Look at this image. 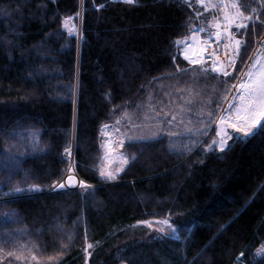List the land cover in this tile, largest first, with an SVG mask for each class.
Listing matches in <instances>:
<instances>
[{
    "label": "trees",
    "instance_id": "1",
    "mask_svg": "<svg viewBox=\"0 0 264 264\" xmlns=\"http://www.w3.org/2000/svg\"><path fill=\"white\" fill-rule=\"evenodd\" d=\"M237 2L253 20L222 77L181 56L186 36L213 26L197 0H0V264H264V135L207 150L212 124L198 123L222 108L220 81L235 83L264 38V7ZM77 13L79 36L65 28ZM113 137L128 163L107 180ZM69 146L92 188L53 189ZM7 175L26 190L11 191Z\"/></svg>",
    "mask_w": 264,
    "mask_h": 264
},
{
    "label": "snow or ice",
    "instance_id": "2",
    "mask_svg": "<svg viewBox=\"0 0 264 264\" xmlns=\"http://www.w3.org/2000/svg\"><path fill=\"white\" fill-rule=\"evenodd\" d=\"M112 3H122L124 5L129 6H140V0H111ZM184 3L188 4L190 7L192 6L190 3V0H183ZM198 3L202 4L205 7V10L219 7V5L213 4L211 0H209L208 3H205V0H197ZM261 7H264V0H258ZM81 3L83 4V0H81ZM104 4H100L99 8H103ZM225 8L229 7V5H224ZM231 8L235 9L234 13L229 14L227 11L224 12L223 15V23H224V32H220V24L217 23L215 25L217 31L215 33H209L208 34V40L211 41L213 37H215V42L220 46L221 49H227L229 47L232 48V53L229 55L227 52H224V56L226 57L225 60H221L220 56L217 55V53L213 50H210V46L208 45V42L205 41L204 46L199 49L200 55L193 60V58L187 53H184V58L189 61V63H201L208 64V67H202L201 72L202 74H209L211 72L218 73L222 77H228L230 73V69L235 68V63L237 58L240 56V48L242 45H244V39L243 37L247 35V30L249 28L248 23L245 21H252L253 17L251 15H245V11L247 8V5L243 3H238L237 0H233V2L230 5ZM255 11V10H253ZM77 15H80V13H77ZM256 19L260 21L261 26H264V20H260V16L257 15ZM72 20V17H69L65 21V27H69V22ZM235 27L236 29L244 30L242 32H239L238 34L241 36V39H237L236 35L232 33L231 28ZM255 29V22H253V30ZM76 28L73 25L71 28H69V32H75ZM191 31V30H190ZM195 34L191 36H186L183 41V49H187L189 47L188 41L194 40ZM223 39L226 41L224 44H220V40ZM177 48L181 47V41L177 40L174 42ZM245 51H247V47H245ZM205 52H207V59H205ZM248 59H251V57H248ZM264 60V50H262V55L259 59L255 60V62L250 66V70L248 72L241 71L240 75L246 76L247 79L239 82L238 85V92L236 96L232 97L233 103H228L227 108H220L218 106V112L214 115L212 111H209L207 113L208 120H200L198 123L202 124H213L217 121L220 125H227V127H231L235 129L237 133L243 132V136H237L234 137L232 135H229L225 128H221L219 132L216 133L217 136L220 137L219 141L212 139L210 144H208V150H214L213 146H216L219 151L223 152L225 148L229 147L228 141L234 139V143H241L246 142L247 139H250L256 135H264V125L261 124V121L264 120V63L261 61ZM259 65V67H257ZM246 67H248L246 65ZM176 69L178 72L186 71V69H181L179 65L176 66ZM235 79V78H233ZM221 84L225 85L223 95L225 98H227L230 93L231 89L237 88V84L232 83L229 84L227 80L220 81ZM236 101H239V103H236ZM235 105V106H234ZM229 109L231 111H229ZM162 111V110H161ZM181 111H185L183 108ZM222 113V114H221ZM159 115V114H157ZM177 119V114H173L171 116V120L175 121ZM168 122L167 121V114H165L164 119L160 122H158V128L162 129L163 123ZM181 123H183V118L180 120ZM119 123V121H117ZM191 123V121H189ZM259 125V127H257ZM105 127H108V125H105ZM255 129V131H253ZM188 131L191 132L193 135H206L207 132L204 128H197L193 130L192 128H188ZM168 135H175L176 133H173L171 130L167 132ZM155 135V134H154ZM188 151H191L189 148ZM65 153L67 156H71V148L66 147ZM123 164H127L128 160L121 157ZM132 159L135 160L136 157L132 156ZM123 171V168H119L116 170V172ZM100 176L104 177L107 180H114L116 179V174L112 171H100ZM12 175H7L5 180L8 183V185L11 188V191L15 193H21L24 192L26 189L21 188L19 185H15L14 187L11 185V182L13 180ZM68 181L71 182L74 177L69 176ZM80 187L87 190L89 188H92L91 185L80 181ZM53 189L57 187V183H54L52 185ZM59 188H64V183H58ZM29 191L36 190L39 191V186L35 184H31L29 188L27 189ZM7 195V194H6ZM163 224H168V221H162ZM149 227L151 225L149 224ZM171 227V225H169ZM159 231H163V229H159ZM172 231L174 232L175 229L173 228ZM67 244L62 243L61 247L62 249H67L73 239L72 234H67ZM93 247L92 244H88L87 248L91 249ZM8 255H14L13 253H8ZM257 255L258 256H264V245L261 246V248L257 249ZM241 256H243V253H241ZM17 260L21 259V256L16 255L15 257ZM33 260L36 259L35 256L32 257ZM49 259H54V257H50Z\"/></svg>",
    "mask_w": 264,
    "mask_h": 264
},
{
    "label": "rangeland",
    "instance_id": "3",
    "mask_svg": "<svg viewBox=\"0 0 264 264\" xmlns=\"http://www.w3.org/2000/svg\"><path fill=\"white\" fill-rule=\"evenodd\" d=\"M208 2H209V0H205V3H208ZM211 2L213 4L219 5V7H215V8H211V9L205 10V7L202 4L198 3V5L201 8H204V11H207L206 13H214V16L215 17L212 19V23H213L212 25L213 26H212V29L210 31H207V30L202 29L203 32H201V30L199 29L200 34H201V38L198 39V40H195L194 39L196 41V43L194 45H192L191 48L188 51H184L183 48L181 49V56L188 63H189V61L184 58V53L187 52L193 59H194V57H198L200 55L199 49L204 46V43L203 42H205V41H207L208 43L210 42L208 40V34L210 32L211 33H215L217 31V29L215 27V25L217 23L220 24V29H219L220 32L221 33L224 32V23H223V15H224V12L227 11L229 14L235 12V9H233V8L230 7V5L233 2V0H211ZM224 5H229V7L225 8ZM245 22L248 23V21H245ZM73 25L76 28V31L73 32V33H75V34H77L79 36L80 35V19L78 18V20L76 22L70 21L69 22V27H65V28L69 31V28H71ZM234 29H236V28L233 26L231 28V31L234 30ZM236 30H239V32L241 31V29H236ZM214 38L215 37H213V39ZM236 38L239 39L238 38V32H237ZM190 42H187V43H190ZM230 49H231V52H232V48H230ZM262 50H264V38H262L257 43V47H256V50L253 53L252 58L249 59V61L244 65V67L242 68L241 71H243L245 73L248 72L250 70V66L255 62V60H257V59H259L261 57ZM237 60H238V58H237ZM237 60H236V63H237ZM261 62L264 63V60H262ZM236 63H235V67H236ZM189 64H191L193 66H200L201 68L202 67H208L209 66L208 64H203V65L202 64H194V63H189ZM246 65L248 67H246ZM257 67H259V65H257ZM234 70H235V68L234 69H230V73L232 74L234 72ZM241 71L239 72V74L237 76V79L235 81V84H237V88H233L232 89L229 97L226 99V101H225L224 105L222 106V108H225L226 109L228 103H233L232 97L237 95L239 82H242V81H244V80L247 79L246 76L240 75ZM236 103H239V101H236ZM229 111H231V110L229 109ZM202 125L204 126V124H202ZM222 127L226 129V131L228 132L229 135H232V136H234L235 134H242V135H244L243 132L237 133L235 131V129H233L231 127H227V125H220L219 122L217 121L216 123H213L212 124L211 133H210V135H213L212 139H215V140L219 141L220 137L217 136L216 133L219 132ZM257 127H259V125ZM253 131H255V129H253ZM113 138L111 140L107 141V143H106V149H105V154H104L103 170L106 171V172L107 171H112L117 176L120 171L119 172H116V170L119 169V168H121V167L123 168V165L124 164H123L122 159H121V157H123V155L120 153L121 144H120L119 140L116 137H113ZM207 139H208V136L205 139V141ZM212 139H210L209 142L205 145V148L207 150H208V144H210V142H211ZM230 141L231 140L228 141V144H229ZM204 142L199 147H203L204 146ZM213 148H216L217 150H219L216 146H213ZM65 156L69 160V163H70L69 169H68V172H67L66 176L60 182V183H64L65 184V187L61 189L57 185V187L55 189H57V190L83 189V188L80 187V183L79 182L81 180L76 175L75 168H74V150L71 149V156L70 157L67 156L66 153H65ZM69 176L74 177V179L71 182H69L68 179H67ZM161 222L162 221L155 222L158 225H160L158 227V229H161V228L163 229L164 227H167L168 228L169 225H170L169 222H168V224H163ZM145 224L146 225H149V224L151 225L150 222H145Z\"/></svg>",
    "mask_w": 264,
    "mask_h": 264
},
{
    "label": "built area",
    "instance_id": "4",
    "mask_svg": "<svg viewBox=\"0 0 264 264\" xmlns=\"http://www.w3.org/2000/svg\"><path fill=\"white\" fill-rule=\"evenodd\" d=\"M201 32H203V30H201ZM237 32L239 33V30H236V29H234V30H232V33H234V34H237ZM220 44H224V43H226V41L225 40H223V39H221L220 40V42H219ZM208 45L210 46V50H213V51H215L216 53H217V55H219L220 56V59L221 60H224V59H226V57L224 56V52H227L229 55H231V47H229V48H227V49H221L220 48V46L215 42V38L214 39H212L209 43H208ZM205 59H207V52H205ZM197 57H194V59L193 60H195ZM194 64H201V63H194Z\"/></svg>",
    "mask_w": 264,
    "mask_h": 264
},
{
    "label": "crops",
    "instance_id": "5",
    "mask_svg": "<svg viewBox=\"0 0 264 264\" xmlns=\"http://www.w3.org/2000/svg\"><path fill=\"white\" fill-rule=\"evenodd\" d=\"M195 40H198V39H200L201 38V34H200V31H196L195 33ZM195 40H189L188 42H190V43H188V45H189V47L191 48V46L192 45H194L195 43H196V41ZM187 48V49H184V51H188L190 48Z\"/></svg>",
    "mask_w": 264,
    "mask_h": 264
},
{
    "label": "water",
    "instance_id": "6",
    "mask_svg": "<svg viewBox=\"0 0 264 264\" xmlns=\"http://www.w3.org/2000/svg\"><path fill=\"white\" fill-rule=\"evenodd\" d=\"M82 22V14L80 15V24ZM80 32H81V26H80Z\"/></svg>",
    "mask_w": 264,
    "mask_h": 264
},
{
    "label": "bare ground",
    "instance_id": "7",
    "mask_svg": "<svg viewBox=\"0 0 264 264\" xmlns=\"http://www.w3.org/2000/svg\"><path fill=\"white\" fill-rule=\"evenodd\" d=\"M190 48V47H189Z\"/></svg>",
    "mask_w": 264,
    "mask_h": 264
}]
</instances>
